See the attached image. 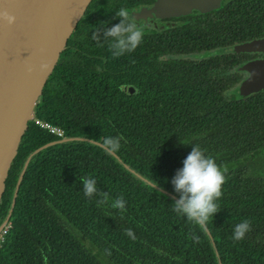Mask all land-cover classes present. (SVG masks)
Wrapping results in <instances>:
<instances>
[{"label":"trees","instance_id":"trees-1","mask_svg":"<svg viewBox=\"0 0 264 264\" xmlns=\"http://www.w3.org/2000/svg\"><path fill=\"white\" fill-rule=\"evenodd\" d=\"M97 25V17L87 28L78 22L43 88L36 118L59 127L65 138L123 137L116 155L177 198L171 179L192 145H198L228 169L217 201L220 211L207 225L221 263L264 264V174L243 167L264 149V93L240 98L234 86H221L222 79L214 77L219 62L228 59L221 51L264 38V0H223L220 9L199 17V45L184 44L178 51L189 55L211 49L209 60L200 63L160 61L170 47L169 41L166 48L158 46L161 35L157 44L143 38L134 52L115 58L107 44L89 41ZM83 51L103 58L94 56L87 65L90 54ZM122 82L138 92L122 91ZM59 139L29 122L5 183L1 222L27 156ZM85 176L97 180L109 204L98 207V197L84 196ZM119 196L126 201L123 212L110 206ZM173 203L100 146L53 144L26 169L11 228L0 243V264H218L205 231L172 211ZM244 219L250 220L251 231L234 241V226ZM193 231L199 243L189 238Z\"/></svg>","mask_w":264,"mask_h":264},{"label":"water","instance_id":"water-1","mask_svg":"<svg viewBox=\"0 0 264 264\" xmlns=\"http://www.w3.org/2000/svg\"><path fill=\"white\" fill-rule=\"evenodd\" d=\"M92 0H0V202L11 166L19 150L22 136L29 122L35 117V108L43 88L53 73L60 55L67 48L74 32ZM222 0H158L153 6L155 15H186L194 9L200 12L217 10ZM14 16L15 23L7 24L3 14ZM249 51H263L264 40L249 42ZM240 51L243 45L232 46ZM250 76L242 88L247 92L264 89V58L245 66ZM126 93L137 92L134 86H120ZM87 142L99 146V142L85 137L61 138L32 151L24 161L12 195L10 207L3 224L12 215L17 193L31 159L43 149L57 143ZM130 173L153 187V183L135 172L116 154L112 155ZM157 190L178 199L161 187ZM214 249L218 264L221 259L214 240L205 231Z\"/></svg>","mask_w":264,"mask_h":264},{"label":"clouds","instance_id":"clouds-1","mask_svg":"<svg viewBox=\"0 0 264 264\" xmlns=\"http://www.w3.org/2000/svg\"><path fill=\"white\" fill-rule=\"evenodd\" d=\"M3 19L11 25L15 23L16 18L5 12ZM113 19H118L119 22L111 26H108V22H101L100 26L92 30L90 38L100 46L107 44L112 56L119 58L134 52L142 43L145 26L139 24L133 12L126 7L119 8ZM122 139L120 136H106L99 142V146L106 154L114 155L119 152ZM182 163L183 167L177 169L171 179L173 189L179 196L171 206L172 211L178 216L185 217L196 228L207 231L210 219L220 211L217 201L223 195L222 186L226 183L228 169L218 165L215 159L206 155L198 145H192L190 153ZM81 183L85 197L89 199L98 197V207L109 204V194L99 191L94 177H81ZM153 187L157 190L158 185ZM125 205L123 196L112 199L110 204L113 209H119L121 212L126 210ZM250 231L251 222L244 219L234 226L232 239L241 241ZM125 234L135 239L131 229H125ZM189 238L199 243L200 237L195 231L189 233Z\"/></svg>","mask_w":264,"mask_h":264},{"label":"flooded vegetation","instance_id":"flooded-vegetation-1","mask_svg":"<svg viewBox=\"0 0 264 264\" xmlns=\"http://www.w3.org/2000/svg\"><path fill=\"white\" fill-rule=\"evenodd\" d=\"M156 2H158V0H92L87 8L88 13L86 14V10L82 19L80 20L82 21V25L85 28H87L89 23L94 20L95 17H97V26H100L101 22H108V26H111L119 22L118 19H113L115 12L121 7H126L131 12H133V16L136 18L138 23L145 26L144 38H147L148 41L153 40L155 44H157L158 36L161 35L162 41H160L158 46H164L165 48L168 46L165 44L169 41L170 47L168 48L167 52L158 56L160 61H183L186 58L196 63L203 62L204 60L208 61L209 57L213 54L211 49L195 51L189 55H185L183 52L178 50L179 47L184 44H188L189 46L199 45V34H197L200 26L199 17L207 15L216 10L200 12L198 9H194L186 15L181 14L160 17L155 15L153 10V6ZM222 2L223 0L221 1L220 7L218 9L221 8ZM185 29L194 31V33H187ZM259 40H264V38L252 39L240 43L243 45V49L240 51L232 49V46L239 43H235L221 51L222 54L228 57V59L219 62V66L216 67L217 74L215 73L214 77L218 76V78L222 79L223 83H221V86H234L232 89L240 98H246L248 96L256 97L257 94L264 93V89L249 93L242 88L243 83L246 82L250 76V73L245 69V66L256 59L264 58L263 51H249L246 48L249 42ZM89 41L94 43V41ZM88 45L89 44L87 43V46ZM69 47L71 49L75 48L73 45H69ZM83 53L90 54V58L86 61L87 65L94 63V56L97 58H103V55L100 53H89L87 51H83ZM97 63L100 64V61ZM112 73L116 74L117 72L112 71ZM118 86H134L135 88V85L129 82H122ZM137 92L129 93L136 94ZM248 162H250L251 165H249ZM261 166H264V149L258 151L256 154L251 155L246 161L243 162V167L248 172L251 168L256 169L260 168Z\"/></svg>","mask_w":264,"mask_h":264},{"label":"built area","instance_id":"built-area-1","mask_svg":"<svg viewBox=\"0 0 264 264\" xmlns=\"http://www.w3.org/2000/svg\"><path fill=\"white\" fill-rule=\"evenodd\" d=\"M32 122H34V124L37 127L48 131L53 136H55L57 138H64V132L59 127L54 126V125H52V124H50L48 122H45L43 120H40V119H38L36 117L32 120ZM11 225H12V215L9 217V219L1 227V230H0V243L3 241L4 237L8 234V232H9V230L11 228Z\"/></svg>","mask_w":264,"mask_h":264},{"label":"rangeland","instance_id":"rangeland-1","mask_svg":"<svg viewBox=\"0 0 264 264\" xmlns=\"http://www.w3.org/2000/svg\"><path fill=\"white\" fill-rule=\"evenodd\" d=\"M248 164L251 165L250 162H248ZM261 164H262V163H261ZM249 172H250V173H251V172H258V173H260V174H261V173L264 174V166H261L260 168H256V169L251 168ZM1 220H2V219H0V223H1Z\"/></svg>","mask_w":264,"mask_h":264}]
</instances>
